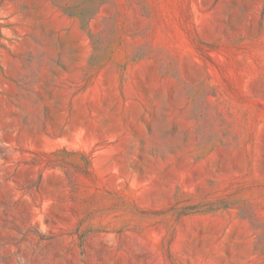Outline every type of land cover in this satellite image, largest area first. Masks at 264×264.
I'll return each mask as SVG.
<instances>
[{
  "label": "rangeland",
  "instance_id": "rangeland-1",
  "mask_svg": "<svg viewBox=\"0 0 264 264\" xmlns=\"http://www.w3.org/2000/svg\"><path fill=\"white\" fill-rule=\"evenodd\" d=\"M0 264H264V0H0Z\"/></svg>",
  "mask_w": 264,
  "mask_h": 264
}]
</instances>
